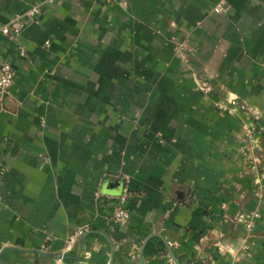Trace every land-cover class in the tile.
Listing matches in <instances>:
<instances>
[{
  "label": "crops",
  "instance_id": "obj_1",
  "mask_svg": "<svg viewBox=\"0 0 264 264\" xmlns=\"http://www.w3.org/2000/svg\"><path fill=\"white\" fill-rule=\"evenodd\" d=\"M127 3L0 0V264H264V0Z\"/></svg>",
  "mask_w": 264,
  "mask_h": 264
},
{
  "label": "built area",
  "instance_id": "obj_2",
  "mask_svg": "<svg viewBox=\"0 0 264 264\" xmlns=\"http://www.w3.org/2000/svg\"><path fill=\"white\" fill-rule=\"evenodd\" d=\"M49 1L55 2L57 0H49ZM103 1L109 2V3L119 1V3L123 7H127L128 5L127 0H103ZM216 10L220 11L221 10L220 6H218ZM39 14H40V8L37 6L33 7L30 10H28L24 15L18 16V19L14 24L9 25V26H4L1 29V31L5 34L19 35L23 27L25 26L24 17L33 18L35 20V19H38ZM21 55L23 56L25 55V51L23 49L21 51ZM15 78H16V70L13 64L8 60L2 61L0 63V112L3 109V106H2L3 96L5 94L10 93L14 85ZM238 101H239L238 98H228L227 99V103L230 105L238 104ZM239 103H240L241 108H246L247 105H245L242 102H239ZM256 184L259 186V194L264 196V173L262 174V177L256 178ZM99 195H100L99 192H97V196ZM129 196H130V190H129V187L126 186L122 194L117 197L116 204L113 208L112 218L121 224H125L131 219V212L126 206ZM259 217H260V214L256 212L249 220H247L246 226L249 230L253 228L255 219ZM87 231H89V226L86 225V226H82L78 228L73 233H71L67 241L68 247L73 245L77 241V239Z\"/></svg>",
  "mask_w": 264,
  "mask_h": 264
},
{
  "label": "rangeland",
  "instance_id": "obj_3",
  "mask_svg": "<svg viewBox=\"0 0 264 264\" xmlns=\"http://www.w3.org/2000/svg\"><path fill=\"white\" fill-rule=\"evenodd\" d=\"M218 109H220V111L222 112H232V110L234 111L235 108L232 109H228L226 108L224 105H222V103H218L217 104Z\"/></svg>",
  "mask_w": 264,
  "mask_h": 264
},
{
  "label": "water",
  "instance_id": "obj_4",
  "mask_svg": "<svg viewBox=\"0 0 264 264\" xmlns=\"http://www.w3.org/2000/svg\"><path fill=\"white\" fill-rule=\"evenodd\" d=\"M7 96H8V94H5V95L3 96V100H2L3 103H4V101L6 100ZM89 232H91V231L86 232V233L84 234L83 238H85V236H86ZM81 242H82V240H81ZM81 248H82V246H80V250H79V251H81ZM65 256H66L65 254L58 255V257L61 258V259H63Z\"/></svg>",
  "mask_w": 264,
  "mask_h": 264
}]
</instances>
